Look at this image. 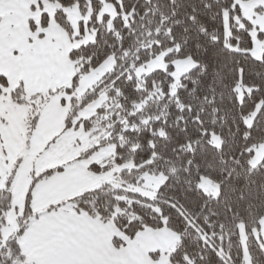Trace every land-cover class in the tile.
I'll list each match as a JSON object with an SVG mask.
<instances>
[{
    "label": "snow or ice",
    "instance_id": "snow-or-ice-1",
    "mask_svg": "<svg viewBox=\"0 0 264 264\" xmlns=\"http://www.w3.org/2000/svg\"><path fill=\"white\" fill-rule=\"evenodd\" d=\"M0 264H264V0H0Z\"/></svg>",
    "mask_w": 264,
    "mask_h": 264
}]
</instances>
